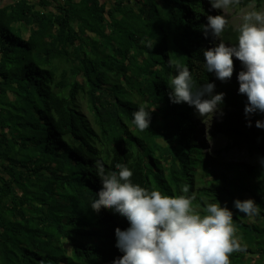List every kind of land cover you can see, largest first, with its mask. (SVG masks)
I'll return each mask as SVG.
<instances>
[{
  "label": "trees",
  "instance_id": "obj_1",
  "mask_svg": "<svg viewBox=\"0 0 264 264\" xmlns=\"http://www.w3.org/2000/svg\"><path fill=\"white\" fill-rule=\"evenodd\" d=\"M218 14L209 0H0V264L122 257L115 229L128 221L90 208L102 186L98 160L106 173L128 166L149 191L194 197L201 214L205 202L226 205L244 248L230 264H264V129L255 126L264 116L247 126L240 61L233 57L227 82L203 67L205 44L219 43L203 26ZM237 29L227 24L221 40L235 43ZM177 67L225 94L210 139L223 137L226 151H244L257 166L204 153L207 117L169 100ZM139 107L152 111L144 132L131 123ZM236 199H253L260 214L238 213Z\"/></svg>",
  "mask_w": 264,
  "mask_h": 264
},
{
  "label": "clouds",
  "instance_id": "obj_2",
  "mask_svg": "<svg viewBox=\"0 0 264 264\" xmlns=\"http://www.w3.org/2000/svg\"><path fill=\"white\" fill-rule=\"evenodd\" d=\"M239 3L240 0H209L215 10ZM227 24L222 14L207 16L205 37L210 34L219 43L203 50V67L216 79L227 82L234 72L233 57L240 61L238 93L247 97L244 114L251 127L254 114L264 116V10L243 15L235 43L230 45L221 40ZM167 84L170 102L186 103L201 118L212 117L224 103L225 94L215 93L214 83L197 86L187 67H177ZM151 112L139 107L131 123L144 132L150 127ZM255 126L264 129V119L256 120ZM259 163L264 167V158ZM95 167L102 186L90 208L98 213L103 207L126 218L129 224L125 230L115 229V246L123 255L112 264H230L231 254L244 251L235 238L233 211L226 205L205 202L201 214L193 207L194 197L164 195L133 183V172L124 164H116V170L107 173L101 161H96ZM182 192L187 193L188 188ZM233 204L238 213L247 217L260 214L253 199H236Z\"/></svg>",
  "mask_w": 264,
  "mask_h": 264
},
{
  "label": "rangeland",
  "instance_id": "obj_3",
  "mask_svg": "<svg viewBox=\"0 0 264 264\" xmlns=\"http://www.w3.org/2000/svg\"><path fill=\"white\" fill-rule=\"evenodd\" d=\"M10 1V0H9ZM12 1V0H11ZM5 3V2H4ZM255 10V5H250L249 7H245L242 9H236L234 7H230L224 10H216L220 14L224 15L228 21V25H232L233 27H239L242 22L243 15L248 11ZM258 10H264V0ZM209 44H205L204 50L207 49ZM222 114L214 115L213 119L211 117H207L206 121L203 123L204 133L202 135L203 141L205 142V151L204 153L212 154V156L220 162H224L228 165H250L257 166V162L249 159L244 151L239 150H228L226 151L227 142L221 136H216L215 139H210V126L213 121L222 118Z\"/></svg>",
  "mask_w": 264,
  "mask_h": 264
},
{
  "label": "crops",
  "instance_id": "obj_4",
  "mask_svg": "<svg viewBox=\"0 0 264 264\" xmlns=\"http://www.w3.org/2000/svg\"><path fill=\"white\" fill-rule=\"evenodd\" d=\"M11 1V0H10ZM13 1V0H12Z\"/></svg>",
  "mask_w": 264,
  "mask_h": 264
}]
</instances>
